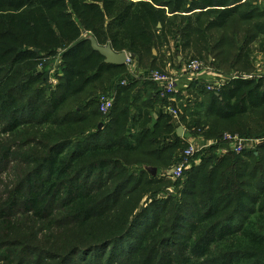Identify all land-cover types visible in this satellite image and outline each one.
Returning a JSON list of instances; mask_svg holds the SVG:
<instances>
[{"label": "trees", "instance_id": "1", "mask_svg": "<svg viewBox=\"0 0 264 264\" xmlns=\"http://www.w3.org/2000/svg\"><path fill=\"white\" fill-rule=\"evenodd\" d=\"M257 1L0 0V135L13 140L0 164L18 147L28 166L0 198V264H264V136L241 153L221 141L256 139L239 119L264 110V77L199 90L176 122L154 112L153 97L140 103L122 85L128 67L90 41L154 69L153 51L169 58L170 40L205 57L207 32L240 16L260 22L264 56ZM96 86L118 91L106 116ZM179 128L218 144L174 180L165 155L190 145Z\"/></svg>", "mask_w": 264, "mask_h": 264}, {"label": "rangeland", "instance_id": "2", "mask_svg": "<svg viewBox=\"0 0 264 264\" xmlns=\"http://www.w3.org/2000/svg\"><path fill=\"white\" fill-rule=\"evenodd\" d=\"M257 2L258 9L264 10V0H258ZM259 23V21H242L240 16H235L223 29L208 31L207 36L210 40V44L213 50L209 51V53L206 54L203 58L195 57V55H197V51L200 50H195L194 48H192L193 51L178 52L174 47L175 43L170 40L171 51L169 58H167L169 62H167L172 64V66L174 67L175 72L177 73L176 76H181L184 74L185 67L190 61L197 60L205 64L208 72L218 74L223 78V81L227 83L234 76H253L254 78H262L264 77V56L258 49V40L260 39V37L259 32L257 31V24ZM197 36L198 34L195 37ZM196 46L198 48H201L200 43H197ZM157 55L158 54L156 51L158 63L162 65L163 61L165 60V54L163 51H161L159 55ZM143 65L149 66V62H143ZM153 71L166 73V71L160 66H155ZM172 76L174 75L172 74ZM52 78L53 81H57L54 76ZM106 80H108V78H106ZM193 84L197 85L195 84V82H193ZM95 89V92L98 89V91L96 92V97L106 95L100 90L99 86H96ZM197 89L202 90L203 92V90H206V86L199 85ZM184 92L185 91L181 90L178 91L173 96V98L175 97V99L177 100L182 99L184 96ZM90 93H92V91H90L82 99L73 100L72 105L81 104V102L85 100ZM197 109L199 110L198 107ZM262 111L264 110L261 109L259 112L257 111L250 117L243 116L241 119H239V122L243 127H249L255 132L252 134L256 139H261L264 136V129H261L262 127H264V112ZM184 126L188 127L186 124H184ZM190 133L191 132L189 128H186L185 133H183L182 139L190 138L188 137L191 136ZM227 133L229 134V132H226V134ZM192 138L196 139L197 141H202L207 146L212 142L211 140H205L202 135L197 137L193 135ZM15 139L19 144H21L20 138L16 136ZM12 142V138L6 141L5 138L0 135V145H4V143H6L7 145H11ZM185 147L186 146H182L179 149L171 150L165 155L166 160L169 162V165H171L166 169V172L171 173V171L173 170L171 168L177 161V159L173 158L170 162V157H172V155H174L176 152L181 155V153L184 152L183 149H185ZM208 148H205L204 151H207ZM24 151L25 148L20 149L18 147H14L9 163L3 165L0 164V198L2 194L6 193L9 189L15 186L20 176H22L21 172L25 170V167L28 168L27 165L23 164L25 161V157L20 155ZM200 155L201 154L198 152V154L194 158L195 162L199 161ZM22 158L24 160H22Z\"/></svg>", "mask_w": 264, "mask_h": 264}, {"label": "built area", "instance_id": "3", "mask_svg": "<svg viewBox=\"0 0 264 264\" xmlns=\"http://www.w3.org/2000/svg\"><path fill=\"white\" fill-rule=\"evenodd\" d=\"M134 63V59L130 54H127V63L126 65L128 67H132ZM54 69L50 70V74L53 75ZM208 72V69L206 68L205 64H203L200 61L192 60L190 61L184 70V77H186L188 80H195L200 76H203ZM231 79H254L253 76H234ZM260 79V78H257ZM150 80L157 84L159 86V92L160 97L162 99H173V96L178 92V79L171 74L168 73H162L159 71H151L150 72ZM51 82L53 84H56L57 81H53V78L51 79ZM123 85L126 84V82L122 83ZM226 82L223 81V78L221 76L215 77L214 81L211 83H208L206 85V90L208 92H212L214 90H221L225 86ZM114 98L103 96L99 99V109L100 112L106 116L108 115L109 111L113 108L114 105ZM168 112L176 119H178V111L172 107L168 108ZM222 142L226 143L229 148L232 151H235L236 153H241L245 149H254L258 147L263 140L261 139H248V138H241L238 135L232 136L230 134H225L224 137L221 140ZM218 144L217 142H211L208 146H201L199 147L198 144H195L193 142H190L189 147L184 150L179 163L173 168L171 173H169V176L174 179L178 180L182 178L183 173L191 168L192 164L195 162L194 158L196 154L200 151H202L205 148H208L212 145ZM197 163V161L195 162Z\"/></svg>", "mask_w": 264, "mask_h": 264}, {"label": "crops", "instance_id": "4", "mask_svg": "<svg viewBox=\"0 0 264 264\" xmlns=\"http://www.w3.org/2000/svg\"><path fill=\"white\" fill-rule=\"evenodd\" d=\"M153 55L156 56V54H154V53H153ZM168 56H170V54H168ZM164 58H165V60L163 61L162 65L159 64L158 60L156 59L155 63H154V67L160 66L166 71V73L171 74V75L173 74L174 76H176L177 73L175 72L174 67L172 66V64L168 63L169 62V60L167 59L168 57L164 56ZM153 70L154 69H150V65L149 66L141 65L136 60H134L133 66L128 67L129 77L123 82H126L127 85L133 84V88H134L133 92H136L138 94V98H141L140 103L144 104L145 102H147V99L153 97L154 112L155 113L156 112H163L166 115H168V114L171 115L168 112V108L172 107V108L176 109L178 111V119L174 118L171 115L176 122L177 121L180 122L181 115L182 116L185 115V112L183 111V106L186 107V105L191 104V106L194 107L195 106L194 103L196 101L201 102L200 97H197V92L199 91V89H197V87L199 85H201V83H203V82L206 85L210 82L212 83L214 81L215 77L219 76L218 74L212 73V72L206 73L203 76H200L195 80H188L186 77H184V75L176 76V78L178 79L177 80L178 81V91H180V90L185 91L183 98L180 100H177L174 97L172 100L171 99L161 100L162 99L161 97L158 98L156 96V88H157V90H159V86L150 80V72ZM132 80H134V81H132ZM193 82H195V84H197V85H194ZM111 86L113 87L114 85L111 84ZM111 90H112V88H111ZM111 90L108 92V95L110 97H113L118 91H117V89H115V90L113 89L112 91ZM186 90H189V91H186ZM164 101H166L167 104L164 103ZM173 103L176 104V106H174ZM199 108H200V110H202V107H199ZM203 108H205V106H203ZM185 130L186 129H184V133H185ZM188 137H190V138H187V139L184 138V140L186 139L189 142H193L195 144H198L199 146L204 145V143L202 141H197L196 139L192 138V136H188ZM212 142H214V141H212ZM204 146H207V145H204ZM223 152L225 153V151H222L220 153L223 154ZM198 163H200V161H197L196 164H198Z\"/></svg>", "mask_w": 264, "mask_h": 264}, {"label": "water", "instance_id": "5", "mask_svg": "<svg viewBox=\"0 0 264 264\" xmlns=\"http://www.w3.org/2000/svg\"><path fill=\"white\" fill-rule=\"evenodd\" d=\"M90 41H91L92 49L96 52H99L105 58V62L107 64L114 65L117 67H123L126 65L127 53H125V52L116 53V52H114V50L112 49V47L110 45L100 46L94 38H90ZM153 52H154V54H156L155 50ZM183 133H184V129L179 128L178 129V135L180 138L183 136ZM151 172L153 175L157 174V170L154 168L151 170Z\"/></svg>", "mask_w": 264, "mask_h": 264}]
</instances>
